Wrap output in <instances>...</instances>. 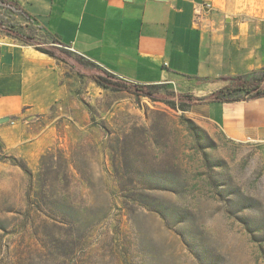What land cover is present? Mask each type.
Wrapping results in <instances>:
<instances>
[{"label": "rangeland", "instance_id": "rangeland-1", "mask_svg": "<svg viewBox=\"0 0 264 264\" xmlns=\"http://www.w3.org/2000/svg\"><path fill=\"white\" fill-rule=\"evenodd\" d=\"M0 19L40 28L3 6ZM61 62L65 96L22 119L24 142L0 131V264H264V140Z\"/></svg>", "mask_w": 264, "mask_h": 264}, {"label": "crops", "instance_id": "crops-1", "mask_svg": "<svg viewBox=\"0 0 264 264\" xmlns=\"http://www.w3.org/2000/svg\"><path fill=\"white\" fill-rule=\"evenodd\" d=\"M17 1L43 33L134 82L183 83L205 96L264 69V0ZM65 86L63 62L0 30V131L10 144L25 141L22 119L45 113ZM198 107L229 139L264 140V96Z\"/></svg>", "mask_w": 264, "mask_h": 264}, {"label": "trees", "instance_id": "trees-1", "mask_svg": "<svg viewBox=\"0 0 264 264\" xmlns=\"http://www.w3.org/2000/svg\"><path fill=\"white\" fill-rule=\"evenodd\" d=\"M0 6L16 12L27 20H35V18L17 0H0ZM26 24L25 27L22 25H11L4 19H0V30L25 44L33 45L37 50L44 52L57 60L64 62L73 61L74 65L81 64L85 67H96L97 70L90 73V77L99 86H102L105 89H129L136 94L148 96L154 101H164L171 107L181 110H188L195 104L233 102L264 96V69L260 71V73H254L255 75L250 78L244 75L228 77L227 80L229 82L227 85L205 96H196L190 93L176 95L169 91L168 93H165L164 89H168V83L145 84L122 78L90 59L75 53L57 36L41 32L40 28L42 30V27L35 28L30 25V23ZM49 153L50 151H47V153L41 157V161H43Z\"/></svg>", "mask_w": 264, "mask_h": 264}, {"label": "built area", "instance_id": "built-area-1", "mask_svg": "<svg viewBox=\"0 0 264 264\" xmlns=\"http://www.w3.org/2000/svg\"><path fill=\"white\" fill-rule=\"evenodd\" d=\"M70 49V48H69ZM71 50H72V48H71Z\"/></svg>", "mask_w": 264, "mask_h": 264}]
</instances>
